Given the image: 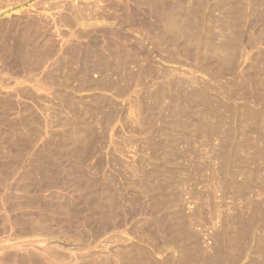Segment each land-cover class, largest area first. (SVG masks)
<instances>
[{
	"label": "rangeland",
	"instance_id": "obj_1",
	"mask_svg": "<svg viewBox=\"0 0 264 264\" xmlns=\"http://www.w3.org/2000/svg\"><path fill=\"white\" fill-rule=\"evenodd\" d=\"M213 1L204 34L217 36L219 43L220 34L235 37V18L229 12L234 4ZM156 3L0 0V264H229L235 256L240 263L243 253H235L241 248L242 264H264V217L257 210L250 217L259 228L251 231L249 242L240 238V245H228L232 258L224 238H215L225 235L223 214L234 200L214 183L209 189L198 184L195 200L191 188L181 192L184 200L189 198L187 212L204 213L192 219L193 231L183 246H167L168 237L159 230L152 192L142 182L155 163L145 148L152 131L139 124V99L156 88L148 89L149 82L162 83L176 68L184 74L180 77L189 76L185 70L191 61L180 53L184 45H175L164 34L165 24L152 11ZM259 3L262 13L263 0ZM261 48L254 53H263ZM243 57L238 66L245 68ZM142 69L149 75L141 76ZM260 76L251 93L264 103ZM139 77L143 86L135 85ZM161 107L156 111L168 116L167 107ZM162 120L156 123V137L163 140ZM196 137L197 154L203 144ZM201 151L192 158L210 160L213 151ZM111 193L118 207L108 230L96 220L95 208L108 211L109 201L101 199Z\"/></svg>",
	"mask_w": 264,
	"mask_h": 264
},
{
	"label": "bare ground",
	"instance_id": "obj_2",
	"mask_svg": "<svg viewBox=\"0 0 264 264\" xmlns=\"http://www.w3.org/2000/svg\"><path fill=\"white\" fill-rule=\"evenodd\" d=\"M211 1L213 0H194L192 6H188V4L191 5L188 0H157L156 9H152L154 14L157 13L156 16L165 24L163 31L168 40L173 41L175 45H184L180 53L185 59L191 61L189 69L186 68L185 70L189 76L180 77L183 73L179 74L180 68H176L178 70H173V74L169 73L170 79L166 75L168 78L165 81L162 79V83L155 84L152 82L151 85L149 82L148 89L156 88L149 89L148 95L146 94L147 97L139 99V109L141 110L139 120L142 121V123L139 121V124L148 126L147 130L152 131L150 141L146 142L145 148L152 152L151 155L155 163L152 172L144 174L142 182L146 185V191L152 192L153 205L158 210L156 215L159 230L163 231L166 238L168 237L166 245L171 247L183 246L182 244L188 241L187 237L193 231L192 227L190 228L194 223L192 219H199V214L204 215L202 211L195 210L193 213L186 211V208L189 209V198L184 200L181 192L188 187L191 188L192 193L190 195L193 200L198 199L200 195L196 186L201 183H204L208 189L211 184H215L214 187L221 188L225 195L230 194L233 198V207L228 208L223 214L225 235L220 233V235H215L216 239L218 236L224 238L223 243L226 242L227 247L231 245L229 247L234 248L233 246H237V242L240 245V238H242L241 240L248 238L247 242H249L251 231L254 232V229L259 228L260 225H257L256 221L253 223V219L250 217L253 210H257V213L260 212L259 214L264 217V103L256 97L258 94L254 96L251 93L255 80L260 75L264 76V52L258 51L259 53L256 54L257 51L256 53L253 51L254 48L257 50L259 47H264V12L261 13L262 9L259 8L260 0H249L251 2L250 8L246 7L248 0H233L231 2V5L234 4L232 6L233 11L230 10L229 12H232L231 14L234 16L232 17L235 18V28L233 29H236L234 31L236 32L235 37L223 33L219 37H222V41L215 43L214 40L217 36L208 37L209 34L207 33V37L213 40L210 42L204 32H208L206 31L208 29L206 17H209L208 7H210ZM228 15L230 13L227 15L225 13V16ZM244 44L246 46H243ZM243 47L250 48V50L247 49L248 52L244 49L246 58L244 55V57L241 56ZM242 57L245 58L242 59L245 62L241 60L244 63L243 66L246 65L245 68L238 66ZM247 61H251V63H247ZM181 69L184 71L185 68ZM143 70L145 69L141 70V76L149 75ZM163 73L166 74V72ZM199 74L205 76V79H199ZM140 77L137 81L135 80V85L143 86ZM218 93L221 96H216ZM261 99L263 101V98ZM167 100L168 103H165ZM159 106L167 107V114H165L168 116L163 117V114L160 115L159 113L161 111H156ZM232 106L236 107L233 111H231ZM221 110L232 114L227 117L225 115L228 114H224ZM161 120L164 122L165 135L163 134V136H166L163 140L156 137L158 132L156 123L158 121L160 123ZM167 120L169 121L167 122ZM194 134L202 140L197 142H202L199 146L203 144L201 146L203 152L209 150L210 153L213 149L210 160L208 156L206 162L204 159L203 162H199V160L196 162L192 158L196 154ZM252 136L256 138H252ZM181 144H185L186 148L179 146ZM196 155L195 157H197ZM206 171H212V175H206ZM195 174L200 178L197 179ZM151 175L155 176L154 179L151 178ZM112 194L108 195L107 199H101L109 201L108 211H106V207L102 208L100 205H96L95 208L96 220L104 224L103 226L106 225L108 230L117 217L116 208L118 205L116 206L117 202ZM110 196L112 197L109 199ZM209 207L214 212L217 209L215 203ZM160 234L162 233H159L158 236ZM235 235L237 240L234 238ZM219 241L222 242V240ZM219 241H216V244ZM195 246L197 247V245ZM243 246L245 247V245ZM249 248L251 249V247ZM248 249H245V254ZM260 249L262 250V248ZM260 249L259 251H261ZM231 251L232 258L233 250L231 249ZM239 251L244 254L243 248ZM238 252L235 255H239L240 252ZM243 254L240 255V258L245 256ZM236 258L235 256L234 260L232 258L226 262L235 264ZM239 259L237 262L241 263L242 259Z\"/></svg>",
	"mask_w": 264,
	"mask_h": 264
},
{
	"label": "crops",
	"instance_id": "obj_3",
	"mask_svg": "<svg viewBox=\"0 0 264 264\" xmlns=\"http://www.w3.org/2000/svg\"><path fill=\"white\" fill-rule=\"evenodd\" d=\"M16 87V86H15Z\"/></svg>",
	"mask_w": 264,
	"mask_h": 264
}]
</instances>
